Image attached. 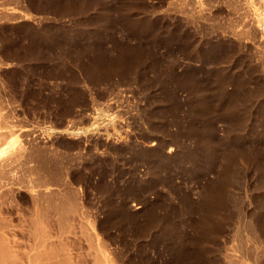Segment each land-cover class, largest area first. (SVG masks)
<instances>
[{
  "label": "rangeland",
  "instance_id": "obj_1",
  "mask_svg": "<svg viewBox=\"0 0 264 264\" xmlns=\"http://www.w3.org/2000/svg\"><path fill=\"white\" fill-rule=\"evenodd\" d=\"M0 135L10 262L264 264V0H0Z\"/></svg>",
  "mask_w": 264,
  "mask_h": 264
},
{
  "label": "bare ground",
  "instance_id": "obj_2",
  "mask_svg": "<svg viewBox=\"0 0 264 264\" xmlns=\"http://www.w3.org/2000/svg\"><path fill=\"white\" fill-rule=\"evenodd\" d=\"M74 16H75V15H74ZM122 56H123V55H122ZM225 80H226V79H225ZM232 93H234V92H232ZM234 95H235V93H234ZM231 98H232V97H231ZM233 98H234V97H233ZM238 101H239V100H238ZM220 103H221V102H220ZM220 106H221V104H220ZM231 106H233V105H231ZM232 108H233V107H232ZM220 109H221V108H220ZM212 111H213V110H212ZM230 111H231V110H230ZM1 135H2V134H1ZM1 135H0V136H1ZM256 136H257V135H256ZM1 141H2V136H1ZM240 141H241V140H240ZM241 142H242V141H241ZM3 143H4V142H3ZM11 144H12V143H11ZM7 154H8V153H7ZM5 156H6V154H5ZM0 160H1V159H0ZM3 161H5V160H3ZM3 161H2V162H3ZM0 163H1V162H0ZM3 163H4V162H3ZM1 164H2V163H1ZM5 164H6V163H5ZM5 164H4V165H5ZM236 165H237V164H236ZM4 167H5V166H4ZM0 168H1V167H0ZM3 169H4V168H3ZM1 170H2V169H1ZM4 170H5V169H4ZM4 170H3V171H4ZM235 170H236V169H235ZM3 171H2V173H3ZM3 183H4V182H3ZM2 224H3V223H2ZM0 231H1V230H0ZM4 231H5V230H4ZM2 232H3V231H2ZM0 235H1V234H0ZM3 237H4V236H3ZM0 238H1V240H2V235L0 236ZM4 241H5V240H4ZM4 241H2V242L0 241V243L2 244ZM2 246H3V245H2ZM2 246L0 245L1 248H3ZM4 247H5V245H4ZM1 248H0V264H15V263L9 261L11 258H10V259L8 258L9 260H7V258H6V257H7V253L5 254V250H6V249L3 248V249H4V250H3L4 252H2V249H1ZM7 249H8V248H7ZM10 255H11V254H10ZM12 256H13V255H12ZM33 263H34V261H33ZM36 264H37V263H36ZM39 264H41V263H39Z\"/></svg>",
  "mask_w": 264,
  "mask_h": 264
},
{
  "label": "crops",
  "instance_id": "obj_3",
  "mask_svg": "<svg viewBox=\"0 0 264 264\" xmlns=\"http://www.w3.org/2000/svg\"><path fill=\"white\" fill-rule=\"evenodd\" d=\"M79 8H82V7H79L78 5L76 6H72L69 8V10L72 12L71 14H67L65 17L66 19H72V18H80V20H84V15H87L88 12H85L84 11H80V12H77L75 13V11H78ZM82 10V9H81ZM75 15V16H74Z\"/></svg>",
  "mask_w": 264,
  "mask_h": 264
}]
</instances>
